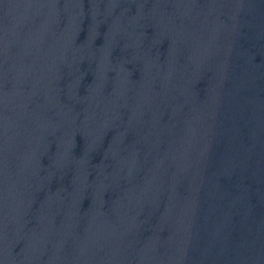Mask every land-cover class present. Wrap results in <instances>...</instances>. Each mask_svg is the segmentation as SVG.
Wrapping results in <instances>:
<instances>
[{
    "label": "water",
    "instance_id": "1",
    "mask_svg": "<svg viewBox=\"0 0 264 264\" xmlns=\"http://www.w3.org/2000/svg\"><path fill=\"white\" fill-rule=\"evenodd\" d=\"M0 264H264V0H0Z\"/></svg>",
    "mask_w": 264,
    "mask_h": 264
}]
</instances>
